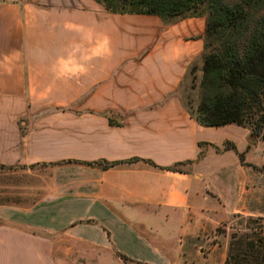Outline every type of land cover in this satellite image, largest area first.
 <instances>
[{"label":"crops","instance_id":"crops-1","mask_svg":"<svg viewBox=\"0 0 264 264\" xmlns=\"http://www.w3.org/2000/svg\"><path fill=\"white\" fill-rule=\"evenodd\" d=\"M204 27V15L165 24L93 0H0V168L47 171L42 197L0 204V264H59L53 234L90 248L89 264L173 263L228 183L206 157L231 154L238 171L221 143L242 153L250 140L197 132L176 94L201 65ZM98 160L119 163L84 164ZM232 181L241 198L243 176Z\"/></svg>","mask_w":264,"mask_h":264},{"label":"trees","instance_id":"trees-1","mask_svg":"<svg viewBox=\"0 0 264 264\" xmlns=\"http://www.w3.org/2000/svg\"><path fill=\"white\" fill-rule=\"evenodd\" d=\"M93 1L108 13L154 15L165 24L204 15L201 65L198 68L191 64L183 78L191 77L189 87L197 91L196 101L192 102L186 94L179 95L182 105L199 126L234 124L264 139V0ZM196 70L199 75L194 83ZM108 121L112 124L110 119ZM226 143L222 142L223 150H232L242 161V153H238L232 143ZM134 160L137 159L126 162ZM143 162L156 166L149 160ZM117 163L119 161L84 162L102 168ZM190 163L189 160L178 161L163 169L180 172L183 166ZM250 221L255 226L241 234H230L223 264H264L262 226L256 219Z\"/></svg>","mask_w":264,"mask_h":264},{"label":"rangeland","instance_id":"rangeland-1","mask_svg":"<svg viewBox=\"0 0 264 264\" xmlns=\"http://www.w3.org/2000/svg\"><path fill=\"white\" fill-rule=\"evenodd\" d=\"M202 11V9H199ZM199 72H194L193 82L196 83ZM191 77L185 78L176 94H186L192 102L196 101L197 91L190 89ZM246 129V128H245ZM243 127L227 124L221 127H199L197 132H210V137L220 142L226 133L238 140V132ZM247 148L242 152L241 168L236 171L231 154L214 157L208 155L204 161L206 169L214 170L219 165L227 167V185L221 186V201L209 198L203 215L196 217L194 233L182 236L178 249H169L172 264H223L230 234H241L255 226L250 219H256L262 226L264 234V139L251 135ZM226 145H229L227 141ZM223 149V145L221 143ZM219 150V149H218ZM217 150V151H218ZM228 150V149H227ZM238 159V158H237ZM243 176V192L229 178ZM47 171L44 166L30 169L16 165L0 168V204L29 205L42 197L46 191ZM53 253L59 264H89L85 255L92 252L90 248L62 234H53ZM90 264H94L93 262ZM103 264H112L109 262Z\"/></svg>","mask_w":264,"mask_h":264},{"label":"water","instance_id":"water-1","mask_svg":"<svg viewBox=\"0 0 264 264\" xmlns=\"http://www.w3.org/2000/svg\"><path fill=\"white\" fill-rule=\"evenodd\" d=\"M250 140H252V138L250 137Z\"/></svg>","mask_w":264,"mask_h":264}]
</instances>
